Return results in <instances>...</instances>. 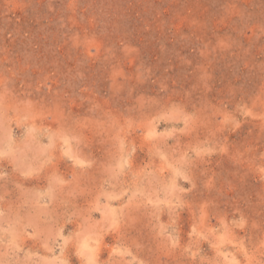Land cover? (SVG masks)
<instances>
[{
    "label": "rangeland",
    "instance_id": "rangeland-1",
    "mask_svg": "<svg viewBox=\"0 0 264 264\" xmlns=\"http://www.w3.org/2000/svg\"><path fill=\"white\" fill-rule=\"evenodd\" d=\"M0 264H264V0H0Z\"/></svg>",
    "mask_w": 264,
    "mask_h": 264
}]
</instances>
